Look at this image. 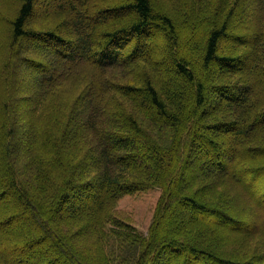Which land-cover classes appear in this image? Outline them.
Instances as JSON below:
<instances>
[{"label":"trees","instance_id":"trees-1","mask_svg":"<svg viewBox=\"0 0 264 264\" xmlns=\"http://www.w3.org/2000/svg\"><path fill=\"white\" fill-rule=\"evenodd\" d=\"M39 1L0 0V197L16 204L0 226L25 209L34 222L5 246L42 248L27 264H264V207L240 178L264 177V0ZM138 63L163 80L109 75ZM66 84L81 86L74 100ZM17 103L28 111L14 119ZM153 188L144 234L116 207ZM20 259L0 252V264Z\"/></svg>","mask_w":264,"mask_h":264},{"label":"rangeland","instance_id":"rangeland-1","mask_svg":"<svg viewBox=\"0 0 264 264\" xmlns=\"http://www.w3.org/2000/svg\"><path fill=\"white\" fill-rule=\"evenodd\" d=\"M40 5H44V6H51V5H55L57 3V0H40L39 1ZM243 16V15H242ZM103 17L105 16H99L98 19H103ZM247 20H245L244 17H240L238 20H235V24L239 25V27L241 28L242 26L248 27V25H250L249 23L246 22ZM233 41H235L233 39ZM232 41H226V43H230ZM40 46V45H38ZM32 48V47H30ZM34 48V46H33ZM35 48H37V46H35ZM151 48V46H146V50H149ZM29 48L28 47H21V53L27 51ZM47 51H50L49 49ZM223 52H227L226 50ZM53 57V55H51ZM50 56V58H52ZM250 63V58H246L245 60V64L244 67L248 66ZM222 67H220L218 64L214 65L212 68V73L215 74V72L221 70ZM29 70L26 66H23V64L20 61H17L16 66L13 68L12 70V74L19 80L21 81V83L26 84V78L25 75H22L23 73H28ZM41 76H48L50 75V71H43L41 73ZM109 75L113 78V80H118V81H123V82H139L143 77L145 76H151L157 83H160L163 80V71L160 69V67L158 66V64H155V66H151V65H145V64H126V65H120V66H116L113 67L109 70ZM33 81L30 80L28 85L32 87L33 85ZM18 88V87H16ZM60 89L63 90L64 94L71 98L72 100H74L77 95L81 92V86L78 87H73L69 84L64 85L63 87H60ZM17 97V96H15ZM260 97L261 101H264V77L262 78L261 84L258 87V93H257V98ZM210 104H214L216 103V100L214 98V96H210V100H209ZM15 112L12 114V117L14 119H16V117H20L23 114H26V112L28 111V104L27 103H23V104H16L15 107ZM19 140V138L16 139V141ZM198 149H200V147H197ZM240 149H236L233 151V155L240 153ZM202 153L203 155L206 154L203 149H202ZM233 161V160H232ZM232 163V170L236 171V166H233V162ZM204 164V160H200L198 159L196 161V164L194 166H202ZM193 164L190 163L187 167V170L190 171L193 167ZM236 167V168H235ZM258 174V173H252L250 174V176L247 178L246 176H241V181L242 184L251 191L252 197L250 196V199L252 198L253 201L256 203V206H259L260 208L264 207V198L261 195V192H258V188L262 187L263 184V179L264 177H261L259 182H255V179H251L250 177L254 175ZM249 175V174H248ZM250 180V181H249ZM0 188H5L4 186H2V184H0ZM264 191V189H263ZM7 194V193H6ZM161 196V190L159 188H153V189H149V190H144V191H139L136 193H131V194H126L123 195L121 197V199L118 202V205L116 207V212L117 214L125 219L128 222H131L132 224H134L135 226H137L139 228V230H141L144 234H147L149 226L151 224L152 218L154 216L155 213V209L157 206V203L159 201V198ZM2 205H6V206H16V204L13 202L12 198L10 197V195H5L0 197V221H3L4 218V213L1 212V207ZM257 208V207H256ZM246 211V210H245ZM24 217L20 220V219H13L11 221H9L6 224H1L0 226V232H4L6 233V235L3 237H0V252L5 251L8 252L10 256L12 257H19L22 258L20 259L21 262L17 263V264H27V259L32 255V254H36L40 249L42 248H36L33 247L31 248L28 252H15V250H13L12 248H7L5 246L6 241L10 238V232L11 231H15L16 230H24L23 226H27V227H32L34 226V222L31 219V215L29 210L25 209L24 212ZM245 218L247 216L248 220L251 221H256V223L259 224L258 220L255 219L254 215L251 214L252 218H250V214L245 213ZM249 217V218H248ZM205 220H210V221H214L212 218L210 217H205ZM215 225L217 226H224L227 228H230V230H233L235 232H243L245 230H249V225H244V226H230L229 224L226 223H222L219 221H215L213 222ZM19 231V232H20ZM39 246L41 247H47L49 246L48 242H43L41 243ZM31 251V252H30Z\"/></svg>","mask_w":264,"mask_h":264}]
</instances>
